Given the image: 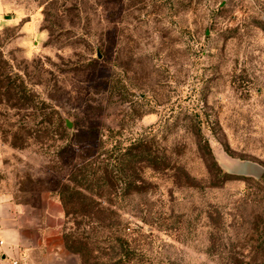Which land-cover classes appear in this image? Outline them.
Here are the masks:
<instances>
[{"label":"rangeland","instance_id":"1","mask_svg":"<svg viewBox=\"0 0 264 264\" xmlns=\"http://www.w3.org/2000/svg\"><path fill=\"white\" fill-rule=\"evenodd\" d=\"M1 5L2 24L21 21L0 30V65L36 97L29 107L7 97L0 106V140L9 148L1 190L34 206L59 199L81 148L100 154L152 133L194 184L148 169L142 189L112 207L141 264H264V0ZM43 114H52L53 124L60 116L68 130L70 124L73 143L29 140L25 132L49 127ZM115 133L118 140L108 137ZM17 134L23 148L3 142ZM246 163L262 174L247 176ZM64 227L80 232L72 217ZM65 253L53 259L35 250L20 264H81Z\"/></svg>","mask_w":264,"mask_h":264},{"label":"trees","instance_id":"2","mask_svg":"<svg viewBox=\"0 0 264 264\" xmlns=\"http://www.w3.org/2000/svg\"><path fill=\"white\" fill-rule=\"evenodd\" d=\"M6 70V66L0 65V106L3 105L4 97H7L9 102L14 98L23 102L20 106L29 107L28 104L35 102L33 92L19 75L6 74ZM5 80L9 85L7 87ZM37 102L45 105L40 100ZM196 116L199 118V115ZM31 117L36 118V115L33 113ZM52 119V114L41 115V123H47L49 127L36 132L27 131L25 136L41 146L58 141L73 143L72 139L77 138V135L65 128L63 119L57 116L54 124ZM202 125V121H198V133L201 132ZM3 132L1 130L2 135ZM106 136L103 132L100 135L102 138ZM108 137L115 139L116 133ZM11 138L8 140L4 137L3 142L13 148H23L25 144L23 136L17 134ZM117 142L106 152L98 151L100 154L81 148L78 159L70 167V175L58 190L65 219L69 220L72 217L75 226L80 230L79 233L71 235L63 227V244L69 252L79 257L81 264H141L137 259V249L129 240L130 234L122 228L118 231L122 224L112 217L117 214L112 207L116 206L118 200L126 199L131 191L138 193L142 189L145 183L143 173L146 170L173 172L175 180H184L188 186L194 184L193 179L183 168L172 166L165 152L156 147L155 136H152V133L147 137ZM203 147L208 151L212 165L223 174L209 144L206 142ZM90 239L112 241L108 242L110 246L101 247L99 244L106 241L92 242Z\"/></svg>","mask_w":264,"mask_h":264},{"label":"crops","instance_id":"3","mask_svg":"<svg viewBox=\"0 0 264 264\" xmlns=\"http://www.w3.org/2000/svg\"><path fill=\"white\" fill-rule=\"evenodd\" d=\"M18 20L21 21L18 18L15 22L2 24L0 19V30L17 26ZM8 151V146L0 140V163ZM246 164L252 171L247 176L255 177L259 166L253 163ZM1 187L0 184V237L3 243L0 244V264H12L14 260L20 262L29 253L43 249L53 259H63L66 256L63 244L65 215L59 199L48 196L40 206H34L17 202L13 195L5 193ZM18 234L23 238L20 245L15 243Z\"/></svg>","mask_w":264,"mask_h":264},{"label":"clouds","instance_id":"4","mask_svg":"<svg viewBox=\"0 0 264 264\" xmlns=\"http://www.w3.org/2000/svg\"><path fill=\"white\" fill-rule=\"evenodd\" d=\"M22 237L19 236V234L17 235V239L15 240V243L20 245L22 244ZM0 242H2V237H0Z\"/></svg>","mask_w":264,"mask_h":264},{"label":"water","instance_id":"5","mask_svg":"<svg viewBox=\"0 0 264 264\" xmlns=\"http://www.w3.org/2000/svg\"><path fill=\"white\" fill-rule=\"evenodd\" d=\"M69 130L71 129V125L68 124ZM257 167V166H255ZM260 172V173H259ZM262 174V169L260 167H258V173H255V177H259Z\"/></svg>","mask_w":264,"mask_h":264},{"label":"built area","instance_id":"6","mask_svg":"<svg viewBox=\"0 0 264 264\" xmlns=\"http://www.w3.org/2000/svg\"><path fill=\"white\" fill-rule=\"evenodd\" d=\"M0 244H3V243L0 242ZM12 264H20V262H19L18 260H14V261L12 262Z\"/></svg>","mask_w":264,"mask_h":264}]
</instances>
